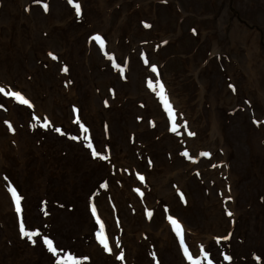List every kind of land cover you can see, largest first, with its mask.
<instances>
[{
    "label": "rangeland",
    "instance_id": "374dc122",
    "mask_svg": "<svg viewBox=\"0 0 264 264\" xmlns=\"http://www.w3.org/2000/svg\"><path fill=\"white\" fill-rule=\"evenodd\" d=\"M74 3L0 0V264H264V0Z\"/></svg>",
    "mask_w": 264,
    "mask_h": 264
},
{
    "label": "snow or ice",
    "instance_id": "6c2138e0",
    "mask_svg": "<svg viewBox=\"0 0 264 264\" xmlns=\"http://www.w3.org/2000/svg\"><path fill=\"white\" fill-rule=\"evenodd\" d=\"M35 2L39 4V3H41V0H35ZM68 3L69 4H73V6L75 8V11H76V15L79 16L81 14V10H80L79 4L78 3H74V0H68ZM43 9H44V11L48 10V5L46 3L43 4ZM144 26L145 27H149V25H147V24H145ZM92 39L95 40L96 42H98L100 44V47L103 48L104 41H103V39L101 38L100 35H98V34L94 35L92 37ZM49 55L52 56L53 59H57V57L55 55H53V53L50 52ZM141 55L143 56V53H141ZM108 59L112 60L113 58L111 56H109ZM145 63H148V61L145 60ZM113 67L117 68L120 71V73L123 74L124 69L119 64L113 63ZM62 70L63 71H67V68L65 67ZM151 71L152 72H156V66L155 65L151 66ZM156 85L159 86V92L157 94L160 96L161 100L163 101L164 106H165V108H166V110L168 112L169 118L174 120L175 117H174V113H173V110H172V106L169 103V101H168V99H167V97L165 95L164 86L162 84H160L159 80H156ZM148 86H149V88H153L154 87L152 80L148 81ZM229 87H231V85H229ZM0 93H3L5 96H11V97L15 98L17 101H19L21 104H25V105H28L29 107H31V104L29 103V101L27 99H25L21 95L20 92H16V91H7L6 92L4 90V88L0 87ZM5 123H7V121H5ZM77 123H79L78 120H77ZM80 126H81V128H83V130L85 132L88 131V129L84 128V126L82 124ZM9 128H10V130H12L11 126H9ZM56 131L59 132L60 129L57 128ZM172 131L173 132L176 131L175 123L173 124ZM188 135H194V133L189 132ZM71 138L73 140L77 139L74 136L71 137ZM85 139H88V137L86 136ZM87 147L89 149H92L93 145L91 143H88ZM183 155L188 156V152L185 151L183 153ZM200 155L208 156L209 153L202 152ZM92 156L94 158L99 157L101 159H107V157L101 156L100 153L96 152L95 150L92 151ZM139 179L143 180V177L141 176V177H139ZM103 186L104 185H101V187H103ZM9 190H10L12 198H13L15 204H16V212L19 214L20 211H21V208H20V199H21V197L17 194L15 189L10 188ZM137 191H139V189H137ZM91 210H92L93 216H96V209H95L94 206L92 207ZM165 211H167V209H165ZM148 215H151V213L149 212ZM227 215L231 216L232 214H231V212H228ZM168 220L170 221V223H171V225L173 227V230L176 233V236L179 238L180 247L184 250V254H185L186 258L189 261H191V264H199V261L193 259V257L189 254L187 247L185 246V241H184L183 234H182V227H181L180 223L175 218H173L172 216H169ZM97 223L100 224L99 218H97ZM20 232H21L22 236L27 237L29 240H32L33 237H38L39 236V232L38 231H27V230H25V225L23 223H21V225H20ZM96 238H97L98 242L103 246L105 251H111V249L109 248V244H108L107 238L104 235V229H103V225L102 224L100 225V231L96 233ZM223 239H227V237H223ZM33 242H35V241H33ZM43 244L47 247V250L54 257H56V264H80V260L78 258L72 256L70 253H66L63 257L57 256L58 249L53 246V240L49 239L48 236H44L43 237ZM204 256H205V258H207L208 253L204 252ZM83 259L87 260L88 257L84 256ZM117 259H123V255L121 254V255L117 256ZM225 259L226 260L230 259V257L225 256ZM208 264H212V261L208 260Z\"/></svg>",
    "mask_w": 264,
    "mask_h": 264
},
{
    "label": "bare ground",
    "instance_id": "6f19581e",
    "mask_svg": "<svg viewBox=\"0 0 264 264\" xmlns=\"http://www.w3.org/2000/svg\"><path fill=\"white\" fill-rule=\"evenodd\" d=\"M232 36H233V38L234 37H237V34L235 33V31H233ZM3 38L4 39H3L2 42L3 43H7L6 36L3 37ZM240 39H244V38H241L240 37ZM251 44H254L253 41H252ZM251 47H253L254 50H251L250 51V54L249 53H246V55H247L248 58H245L244 59L245 61L243 62V63H245L246 74H247V76H251L252 77V80L255 81L258 84L257 86L256 85L254 86V89L261 88V87L263 88L264 87V82L263 83H259L260 81H258V79H256L255 74H256V72H259L260 69H263L264 68V58H263V55L261 54V52L259 50H257V47H255V45H251ZM253 55L256 56V57L261 56L263 58L262 61H259L258 63L255 64L254 60L252 61V59H256ZM261 72H264V70L261 71ZM200 97H201V95H200ZM192 166L193 165L188 164V167H192ZM179 187L180 186H176V189H178ZM188 202L189 201L187 200V204H188ZM143 224L146 225V222L144 221V219H143ZM165 227L167 228V230H169V228L167 227V224H165ZM184 231H185L184 235L187 236V231H188L187 226H186V228H185Z\"/></svg>",
    "mask_w": 264,
    "mask_h": 264
}]
</instances>
